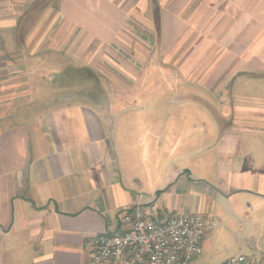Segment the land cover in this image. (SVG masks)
<instances>
[{
	"label": "crops",
	"instance_id": "crops-1",
	"mask_svg": "<svg viewBox=\"0 0 264 264\" xmlns=\"http://www.w3.org/2000/svg\"><path fill=\"white\" fill-rule=\"evenodd\" d=\"M137 205L264 264V0H0V264H95Z\"/></svg>",
	"mask_w": 264,
	"mask_h": 264
},
{
	"label": "built area",
	"instance_id": "built-area-1",
	"mask_svg": "<svg viewBox=\"0 0 264 264\" xmlns=\"http://www.w3.org/2000/svg\"><path fill=\"white\" fill-rule=\"evenodd\" d=\"M121 233L105 232L96 239L94 263L129 257L144 264H194L203 253V236L214 220L204 214H174L155 206L137 205L126 211ZM225 264H262L244 253L230 256Z\"/></svg>",
	"mask_w": 264,
	"mask_h": 264
},
{
	"label": "rangeland",
	"instance_id": "rangeland-1",
	"mask_svg": "<svg viewBox=\"0 0 264 264\" xmlns=\"http://www.w3.org/2000/svg\"><path fill=\"white\" fill-rule=\"evenodd\" d=\"M30 15V12H28V14L26 15V17L23 19L22 21V26L23 24L26 23V18ZM158 27V26H157ZM23 28V27H22ZM21 28V29H22ZM22 33V32H21ZM106 55L104 54L103 56H101V58L98 59L97 62H95V67L94 69H90L87 70L88 68H84L83 71L84 73L87 71L89 77L86 76V78L88 79V83L90 84L92 78H97L96 76H99L98 74H102V75H111V70L112 68L110 67L108 71L104 70L105 72H99L100 71V66L98 62L102 63V66L105 65L104 63L106 62ZM90 61L91 58L89 59ZM108 63V62H107ZM76 64L72 63V65L70 67L67 68V71L70 73V71H73L74 73H76V71H78L77 69H75ZM109 66V65H108ZM79 72V71H78ZM71 75V73H70ZM80 76V75H79ZM77 78H79L78 76H75ZM84 77H82V79H86ZM77 87H80V85H76ZM222 226L218 227L216 226L213 230V237L211 240L212 245L214 246V248L216 249V252L218 254H216V257L219 259L221 257H225V256H232L238 253H243L242 251H244V254L250 252L251 250L249 249V246L246 245V250L242 249L241 246L239 244L235 243V240L233 238H231L229 235L230 233L228 231L224 229H221ZM219 229V230H218ZM231 238V239H230ZM246 252V253H245ZM251 253V252H250ZM208 256H211V254H208ZM250 256V255H249ZM228 257V258H229ZM212 261H215L214 258H212Z\"/></svg>",
	"mask_w": 264,
	"mask_h": 264
}]
</instances>
